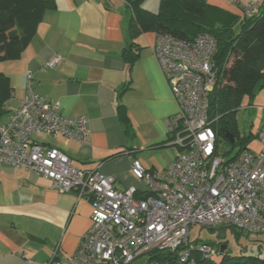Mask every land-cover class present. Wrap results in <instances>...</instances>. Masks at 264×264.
Listing matches in <instances>:
<instances>
[{
  "label": "crops",
  "instance_id": "1",
  "mask_svg": "<svg viewBox=\"0 0 264 264\" xmlns=\"http://www.w3.org/2000/svg\"><path fill=\"white\" fill-rule=\"evenodd\" d=\"M159 1L144 0L142 7L156 13ZM205 1L241 16L249 5L256 13L263 0ZM53 2L19 58L0 64L11 87L0 125L21 105L30 82L39 98L58 105L62 117L86 118L89 132L85 144L62 136L36 140L61 151L77 170L111 176L118 192L134 187L142 195L132 162L145 172L161 171L177 152L168 121L178 107L152 53L155 33L135 39L140 51L130 65L122 57L130 42L127 0ZM56 56L55 67L43 68ZM257 95L263 112L264 89ZM91 212L88 197L59 194L49 180L0 164V264L67 259L90 227Z\"/></svg>",
  "mask_w": 264,
  "mask_h": 264
},
{
  "label": "built area",
  "instance_id": "2",
  "mask_svg": "<svg viewBox=\"0 0 264 264\" xmlns=\"http://www.w3.org/2000/svg\"><path fill=\"white\" fill-rule=\"evenodd\" d=\"M254 9L243 11L249 16ZM215 47L204 33L192 40L155 37L152 53L178 107L168 121L177 152L161 171L145 172L132 162L144 199L135 198L134 187L118 192L111 176L77 170L61 151L36 140L62 136L85 144L89 132L86 118L62 117L58 105L39 98L28 82L21 105L0 125V164L49 180L59 194L88 197L92 206L90 227L73 254L53 255L45 264H131L152 251L172 253L166 264H208L218 251L190 244L191 227L231 228L249 239L264 235V118L258 152L243 150L229 162L217 157L207 99L216 76ZM59 60H48L43 68Z\"/></svg>",
  "mask_w": 264,
  "mask_h": 264
},
{
  "label": "trees",
  "instance_id": "3",
  "mask_svg": "<svg viewBox=\"0 0 264 264\" xmlns=\"http://www.w3.org/2000/svg\"><path fill=\"white\" fill-rule=\"evenodd\" d=\"M143 1L127 0L132 12L128 27L130 42L122 57L130 65L136 61L140 48L134 43L135 39L146 32L182 40H192L203 33L210 35L216 42L213 56L216 76L207 94L208 115L211 120L215 119L217 141L221 138L234 147L240 140L235 120L237 110L245 102L254 105L257 94L264 89V0L256 13L249 16L245 13L235 15L205 0H160L157 12L150 13L143 9ZM53 4V0H0V64L19 58L44 11ZM10 92L9 79L0 72V115ZM225 133L233 136L232 143L224 137ZM246 149V146L242 148L231 161ZM146 196L136 194L135 198ZM234 233L241 235L235 230ZM149 254V261L154 264L173 260L170 252ZM209 264L215 263L210 261ZM218 264H264V258L226 254L220 257Z\"/></svg>",
  "mask_w": 264,
  "mask_h": 264
},
{
  "label": "rangeland",
  "instance_id": "4",
  "mask_svg": "<svg viewBox=\"0 0 264 264\" xmlns=\"http://www.w3.org/2000/svg\"><path fill=\"white\" fill-rule=\"evenodd\" d=\"M258 103L257 95L253 102L254 105L250 106L248 105V102H245L244 105L237 110L235 120L240 140L236 142L234 147H230L223 139L218 138L217 157L223 162L231 161V159H233L245 146L251 152L259 151L260 147L256 135L259 132L264 117L262 110L256 105ZM255 240L256 241L250 240L244 234L236 236L234 230L230 228L211 229L193 226L188 233V242L190 244L210 245L213 252L218 251L219 246L225 244L227 246V254L231 257H249L258 255L264 258V235L257 236ZM149 259L150 254L146 253L136 258L131 264H154L151 263ZM219 259L220 257L218 255H213L211 261L218 264Z\"/></svg>",
  "mask_w": 264,
  "mask_h": 264
},
{
  "label": "water",
  "instance_id": "5",
  "mask_svg": "<svg viewBox=\"0 0 264 264\" xmlns=\"http://www.w3.org/2000/svg\"><path fill=\"white\" fill-rule=\"evenodd\" d=\"M224 137L230 142L232 143L234 141V138L231 134L229 133H225ZM227 246L224 244L220 245L219 248H218V254H219V257H222L224 255L227 254Z\"/></svg>",
  "mask_w": 264,
  "mask_h": 264
}]
</instances>
